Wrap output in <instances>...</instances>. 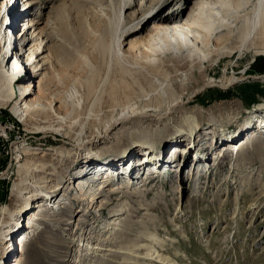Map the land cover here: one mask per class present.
I'll return each instance as SVG.
<instances>
[{
  "label": "rangeland",
  "instance_id": "rangeland-1",
  "mask_svg": "<svg viewBox=\"0 0 264 264\" xmlns=\"http://www.w3.org/2000/svg\"><path fill=\"white\" fill-rule=\"evenodd\" d=\"M197 1H29L34 11L33 24L50 59L47 70L34 78L33 94L28 96L30 101L42 104L37 119L44 124L39 127L34 121L23 123V118L14 115L12 107L19 98L16 87L11 101L5 107L0 106V233L9 222L8 210L19 199L16 185L22 192L25 188L27 192L34 191L36 184L44 187L38 191L39 197L29 201L21 211L20 222L15 225L19 232L14 234L13 241L16 244L20 241L17 236L23 234L22 246L13 245L15 250L12 247L14 251L7 256L0 234V264H73L74 249L80 247L78 237L81 240L87 237L92 251L97 253L81 257L79 264H158L137 258L142 253L153 258L161 256L166 259L163 264H264V125L255 131L252 126L255 122L260 124L256 120L264 116V30L249 36L244 47L238 48V36L245 27L243 17L251 15V6L239 9L238 19L228 20L232 36L226 37V31H221L220 42L204 51L203 59L187 60L183 56L173 60L166 55L161 64L152 65L151 59L138 60L127 55V63H121L129 65L126 68L130 74H126L116 61L100 51L101 44L107 48L117 41L128 54L141 49V42L147 41L159 27L169 25L160 18L185 23ZM21 4L23 0H17L16 7H23ZM25 20H18L16 30L11 33L20 34ZM10 30L8 27L6 32ZM55 73L61 80L55 78ZM235 77L240 80L227 88L215 85L202 88L207 79L222 82ZM89 80L95 87L92 93L86 92ZM40 82L45 93L38 95ZM73 90L81 94L69 98ZM53 91L63 92L60 97L67 104L62 98L61 102L49 100ZM125 96L132 109L156 113H163L175 100L183 102L167 118L159 121L146 118L129 124L130 128L157 132L150 137V146L147 137H134L127 144L125 140L115 141L118 130H112L108 133L110 139L101 140L104 145L96 146L100 139L85 142L86 150L80 153L82 148L78 150L74 144L94 133L97 123L92 115L98 113L103 117L101 112L111 102L123 103ZM58 103H63L60 111ZM78 104L79 109L88 107L93 111H85V115L77 118L71 107ZM65 113H70L72 119L90 117L79 135H72L67 128L63 130L65 133L56 132L59 127L69 125L70 117L64 124H57ZM188 117L199 121L193 130L187 124L170 130L162 126L167 121L169 126L178 125ZM210 117L214 118L207 119ZM242 124L244 132L238 127ZM252 133L259 134L256 142L261 144V150L237 152L240 143L251 141ZM125 137L128 139L127 132ZM179 139L183 142L174 143ZM230 143L237 145L233 152ZM22 148L26 151L23 157ZM145 150L148 155H158L160 160H155L163 165L154 169L151 163L145 165L146 156L141 158ZM27 151L38 155L29 156ZM43 161L48 163L47 168L40 167ZM121 168L128 174H120ZM79 180L88 183L87 189L98 186L100 180L107 186L122 184L125 191L108 195V187L100 188L96 205L100 207L81 217L78 214L81 208L89 209L91 204L82 205L75 190L71 192V182L75 181L76 188ZM53 184L64 187L57 197L48 200L52 207L68 188L67 198L64 195L67 201L57 217L51 215L56 208H47L43 215L33 208L40 198L52 193L46 187ZM123 201L126 215L119 225H110ZM32 231L36 234L33 237ZM69 239L74 242L68 243Z\"/></svg>",
  "mask_w": 264,
  "mask_h": 264
},
{
  "label": "bare ground",
  "instance_id": "bare-ground-1",
  "mask_svg": "<svg viewBox=\"0 0 264 264\" xmlns=\"http://www.w3.org/2000/svg\"><path fill=\"white\" fill-rule=\"evenodd\" d=\"M29 1L30 0H23V4H21L23 5V7H19V6L16 7L17 0H0L1 2L0 3V106L5 107L11 101V98L14 95V88L16 87L19 91V95H18L19 98L16 101L15 105L12 107V111L14 115L20 116V119L23 118L22 119L23 123H29L30 121H34L40 127V126H43L44 122L38 120L37 115L41 113L40 108L42 107V104H40L38 101H33V102L30 101L28 96L33 94L34 87L32 85H33L34 78L39 75L41 76L42 72L47 70V67L50 64V59L45 54V43L43 42L41 38L42 36L40 32H38V30L36 29V26L33 24V17H34L33 12L34 11L32 10V8H30L31 6L29 5L30 3ZM246 6H251V10H250L251 15L246 14L243 17L245 20V23H243L245 27L244 29L241 28L243 31L238 36V39L240 40V46L238 48L240 50L244 47L249 36L253 35L254 37L257 34V32H263L264 30V0H238L235 2L233 0H212V3H207V1H204V0H198L194 4L193 8L191 9L190 14L185 23H179L176 21V19L162 20V18H160V21H167L169 25L159 27L156 30L154 35L148 36V38L146 39L147 41L140 43L141 47L139 48L141 49H138L128 54L129 53L128 51L126 52L121 49L122 45L120 44V42L117 41L115 42L116 43L115 46H109L107 48L101 44L100 51L102 55L107 54L109 55L110 59H112L113 61H116L120 65V67H122L121 72L126 73V74H130V70L126 68L127 65H122V64L127 63V55L128 56L132 55L134 56V59L138 58V60L141 58L151 59L149 60V64H152V65H157L158 63L161 64V59L166 58V55L171 57L173 60H180L183 56L187 60H192L193 57H198V58L203 59V58H206V54H204V51L209 50L210 46H215V43L220 42L219 33L221 31L223 30L226 31L227 33L226 37L232 36L231 30H230L232 26L230 25L228 20H233L234 18L238 19L236 12L239 9L245 8ZM21 19H26L22 26L23 31L20 32V34L18 33L14 35V33L13 32L11 33V31L16 30L17 25H18V20H21ZM8 27H10L11 30L10 32L7 33L6 29ZM183 52H185L184 55H183ZM108 71H109V68H108ZM19 73L20 74L22 73L24 76L20 77ZM54 76L55 78H57L58 81L61 80L58 77L57 73H55ZM178 77L180 78L181 74H179ZM239 80L240 78L235 77V78L228 79L226 81L219 82V81H216L210 78L206 80V82L202 85V88L213 87L214 85L217 87H221V88H227L230 84L238 82ZM183 81H184L183 79L179 80V82L182 85L185 84V82ZM104 82H106L105 79L103 80V83ZM86 86H87L86 92L89 91V93H92L93 90L95 89L94 83H92V80H89ZM41 92L45 93V89H43V84L40 82V84L38 85V95ZM193 93H195V91ZM62 94L63 92L53 91L50 93L49 100H53V101L58 100L61 102V98H62L63 102L67 104V100H65L64 97H60V96H63ZM78 94H81V92L78 90H73L71 91L69 98H72V97L77 98ZM45 99L49 101L46 97ZM117 101L118 100L111 102V104L109 105V108L101 112L103 113V117H101V115L98 113H94L92 115L93 121L97 123V125H95L96 127L94 130V133L90 135L86 140L80 139V140H77V142L74 144V147L78 148V150L82 148L79 151L80 153L85 152L87 144L89 142H95L97 141V139H100L99 142H95V143H98V145H96L98 148L104 145L103 141L101 140L107 141L108 139H110V137H108L109 135L108 133H110L112 130H115V131L118 130V133L115 136V139H113L115 141L123 142L125 140V144H127V141L129 142V140L134 137H137V138L147 137L149 138L148 145L150 146L151 141H152L150 137H152L153 135H156L157 132L156 131L153 132L152 130L142 131L139 129L130 128L128 127L129 124L133 122H139L140 120L146 119V118H148V120L150 121H153L154 119H157L159 121V119L167 118L168 116H170L171 112L176 108V106L183 102L182 100H175L166 108V110L163 113H156L155 111L144 109V108H141L139 110L132 109L130 106H128L129 100L127 96H125V101L123 103L117 102ZM61 104H59L60 109H58V111H60L63 108ZM114 107H117V108L114 109ZM71 108H72L71 113L75 111V113L78 114L76 116L77 118L79 116L85 115L84 113L85 111H88V113L93 111L92 109H89L88 107L79 109V104H78V107L76 106V107H71ZM69 117H70V113H65L63 115V118L57 120L58 126L60 124H64L66 122L65 120H68ZM77 118L72 119V117H70L71 123L69 122L68 123L69 125H67L66 127H63V126L59 127L58 129H56V132L65 133L66 131H63V130L68 129L67 131H71L72 135L74 136L76 134L79 135L80 132L82 131L81 129L83 128L87 120L90 119V117L83 119V120H81L80 118L79 119ZM212 118L214 117H210L207 119H212ZM259 119L260 118H257L256 121H260V124H257V122H255L252 125L254 126V128L256 127L254 131L258 129V126H260L261 124L264 125V116H263V119H260V120ZM197 123H199V121H197L195 117H188V118H184L183 121H180L178 125L173 124L172 126L171 125L169 126L168 125L169 123L167 121V122H163L162 126H164L165 130H168L171 127L183 126L187 124L189 129L191 128L193 130L195 127H197L198 125ZM244 126H245L244 124L238 126L240 127V129H242L240 130V132L246 131ZM126 132L128 133V137H127L128 139H125ZM257 137L258 136L252 133L250 136L251 141L246 140L245 142L240 143L241 146H239L237 150L236 149L235 150L237 152L242 151L244 149L260 151L261 144L256 142ZM252 139H254V141ZM85 142H88V143H85ZM182 142H183V139L174 141V143L176 144H180ZM117 143H120V142H117ZM244 144L246 145V148L243 147ZM229 145H232L231 150L233 152L234 147H236L237 145H233L232 143H230ZM96 146H94V149ZM181 150L183 151L184 149H181ZM62 151L70 152L68 149H61V152ZM182 151L179 153L180 155L182 154ZM144 152L145 153L141 154L142 155L141 158H144L146 156L145 161H143L145 165L151 163V166H154L153 169L163 165V164H159L158 163L159 161L155 160V159L160 160V157H158V155H153V153L152 155H148L149 152H147V150H145ZM133 153L136 154V150H134ZM25 154H26L25 148H22V152H21L22 157ZM204 154L206 156L207 153L205 152ZM27 155L35 156L38 154L36 152L27 151ZM47 166H48V163L46 161H43L40 165V167L42 168L44 167L47 168ZM124 169L120 172V174H123V175L128 174L127 171H126L127 173L124 172ZM36 170H37V167L35 168V171ZM38 171H42V170H38ZM95 173L98 174L97 172ZM96 174H93V175L96 176ZM105 178L107 177H104V179ZM99 181L100 180L97 181L98 186L91 187L90 189H87L88 183L84 181H80V180L77 181L76 188L74 186L75 181L74 182L70 181L71 186L69 188L71 192L75 190L76 194L79 195L78 202H80L82 205L86 204L87 206H90L91 204L89 209H87L86 206H83L81 208L82 210H80L78 213V214H81V217L88 215L91 209L97 211L96 209L100 207V206H96L99 200V197H97V195H99L100 188L102 190L108 187V190H109L107 192L108 195H116L122 192L124 193L125 191L124 189L125 186L122 184L114 185V186H107V184L104 185V183H102L101 181L100 183ZM50 182L51 181H48L49 184ZM18 185L20 186V183ZM16 187H17L16 196L19 199L15 203V205L11 209L8 210L6 221L9 220V222L2 229L0 233L3 239L2 240L3 247H5L4 252L6 253L7 256L9 253H12L15 250V247L13 245L18 246L19 248V246L21 247L23 242H25L24 238L21 239L23 235L21 234L17 236V238H19L20 241L14 244V241H13V239L15 238L14 234L19 232L15 225L19 224L20 222L19 219L21 215L23 214L21 213V211H23L27 207L29 201L39 197L38 191L41 190L44 186L42 187V185L36 184L34 187L35 190L31 192H27L26 188L23 189V192H22L21 189H18L17 185ZM63 187L64 186L63 185L61 186V184H57V185L53 184L50 187H46L47 190H49V192H52V193L50 195H45V196H48V197H44L45 199L40 198L35 203L33 208H38L37 211L39 213H41L42 215L45 214V210L49 207L51 209L52 207L50 206V202L48 203V200L51 201L52 199L51 197L53 198L57 197V195H59V193L62 191ZM67 189L68 188H66L63 191V193L61 194V197L56 198V203H55L56 205H54L52 208H56L57 211L51 212V215L53 217L60 216L59 211L62 210V205H64L67 201L66 199ZM176 189L177 190L175 191V194H178L179 187H176ZM45 194H48V193H45ZM64 195L66 196V198H64ZM120 204L121 205H120L118 213L115 212L116 214L114 213V216H113L115 217L114 218L115 220L113 221V223L110 222L109 223L110 225H115V224L119 225V223L123 220L124 216L127 213L126 203L123 201V202H120ZM95 219L97 220L98 216ZM78 220L79 219H77V221ZM59 225H61V223H59ZM33 228H36V227H33ZM34 234H35V231H32V237ZM78 240H79L78 244H80V247L79 248L76 247L74 249V253L75 252L76 253L74 255L75 261H73V264L75 263L79 264L81 262V257L85 255L91 256L95 254L93 256H96L97 254L92 251L93 245L90 244L89 241L88 242L86 241V240H89L87 237H85L82 240L80 239V237H78ZM72 242H74L73 239H69L68 243H72ZM12 247H14V250L12 249ZM88 250L90 251V253H88ZM152 250H149V251H152ZM154 253L156 254V251ZM138 256L143 259L149 260V261H153V262L155 261L158 264H163V262L165 263V260H166L159 255H156L153 258V255H149L147 253L144 255L143 253L140 255H137V258ZM8 264H14V263L11 262Z\"/></svg>",
  "mask_w": 264,
  "mask_h": 264
}]
</instances>
